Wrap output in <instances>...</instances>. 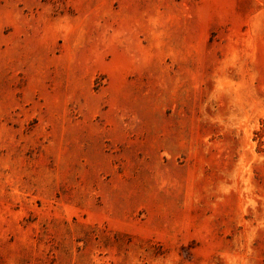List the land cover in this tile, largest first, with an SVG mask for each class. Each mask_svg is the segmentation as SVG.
<instances>
[{"label":"rangeland","instance_id":"rangeland-1","mask_svg":"<svg viewBox=\"0 0 264 264\" xmlns=\"http://www.w3.org/2000/svg\"><path fill=\"white\" fill-rule=\"evenodd\" d=\"M0 264H264V0H0Z\"/></svg>","mask_w":264,"mask_h":264}]
</instances>
